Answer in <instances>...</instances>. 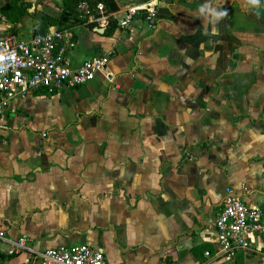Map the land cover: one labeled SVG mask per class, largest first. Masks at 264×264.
<instances>
[{"label":"crops","instance_id":"1","mask_svg":"<svg viewBox=\"0 0 264 264\" xmlns=\"http://www.w3.org/2000/svg\"><path fill=\"white\" fill-rule=\"evenodd\" d=\"M24 1L0 32L26 38L62 9ZM147 2L114 0L110 34L69 27L71 66L110 52L93 79L2 114L0 264H27L9 252L23 234L35 250L90 242L107 264H257L215 255L214 238L228 189L264 204V0H157L151 18Z\"/></svg>","mask_w":264,"mask_h":264},{"label":"built area","instance_id":"2","mask_svg":"<svg viewBox=\"0 0 264 264\" xmlns=\"http://www.w3.org/2000/svg\"><path fill=\"white\" fill-rule=\"evenodd\" d=\"M148 0L146 17L155 12V2ZM76 10L79 18L94 28L108 24L109 15L103 1L78 0ZM135 7H129L119 25H127ZM77 44L76 35L69 27L53 25L45 31L32 33L26 38L14 32H0V126L2 114L11 101L23 98L33 90L57 92L76 87L95 77L105 68L110 52L84 59L78 66L70 64V52ZM264 204L249 205L233 190L228 189L220 199L215 217V250L217 256L232 259L237 251L245 255L255 254L257 264H264ZM0 238L5 232L0 228ZM27 236H19L9 252L26 249L30 256L27 264H107L101 250L90 242L55 245L35 250L27 245ZM209 255L210 251L205 250Z\"/></svg>","mask_w":264,"mask_h":264},{"label":"trees","instance_id":"3","mask_svg":"<svg viewBox=\"0 0 264 264\" xmlns=\"http://www.w3.org/2000/svg\"><path fill=\"white\" fill-rule=\"evenodd\" d=\"M78 0H61V12L58 17L44 14L40 16L33 28V33L47 30L52 25H59L62 27H71L77 24H87L92 26L91 23H85L84 20L79 18L76 10V3ZM103 1L105 7L114 2V0H92V2ZM27 11V2L24 0H10L9 2L0 6V13L10 23L15 24L22 15ZM65 17V20L63 19ZM116 26V20L109 16L108 24L105 26V32L111 33Z\"/></svg>","mask_w":264,"mask_h":264},{"label":"water","instance_id":"4","mask_svg":"<svg viewBox=\"0 0 264 264\" xmlns=\"http://www.w3.org/2000/svg\"><path fill=\"white\" fill-rule=\"evenodd\" d=\"M116 9H117L116 4L114 2H112L108 6V9L104 13L107 14V15H109V14L113 13ZM63 19L65 20V17ZM96 29L102 32L104 28H96Z\"/></svg>","mask_w":264,"mask_h":264},{"label":"clouds","instance_id":"5","mask_svg":"<svg viewBox=\"0 0 264 264\" xmlns=\"http://www.w3.org/2000/svg\"><path fill=\"white\" fill-rule=\"evenodd\" d=\"M250 3L255 5L258 3V0H250ZM221 15H226V13H222Z\"/></svg>","mask_w":264,"mask_h":264}]
</instances>
